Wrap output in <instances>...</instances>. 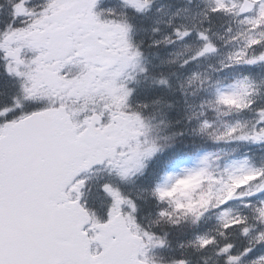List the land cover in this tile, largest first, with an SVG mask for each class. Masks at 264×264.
<instances>
[{
  "label": "snow or ice",
  "instance_id": "snow-or-ice-1",
  "mask_svg": "<svg viewBox=\"0 0 264 264\" xmlns=\"http://www.w3.org/2000/svg\"><path fill=\"white\" fill-rule=\"evenodd\" d=\"M0 264H264V0H0Z\"/></svg>",
  "mask_w": 264,
  "mask_h": 264
}]
</instances>
